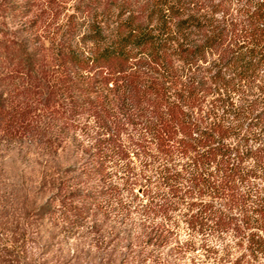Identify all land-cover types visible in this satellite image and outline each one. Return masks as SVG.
Returning a JSON list of instances; mask_svg holds the SVG:
<instances>
[{
	"label": "trees",
	"instance_id": "16d2710c",
	"mask_svg": "<svg viewBox=\"0 0 264 264\" xmlns=\"http://www.w3.org/2000/svg\"><path fill=\"white\" fill-rule=\"evenodd\" d=\"M36 1L0 0V133L33 130L35 113L3 94L15 81L28 96H44L46 106L58 90L67 92L107 128V141L117 126L111 108L137 111L152 147L119 143L106 155L96 142L79 171H103L113 156L131 171L133 152L140 171L153 173L143 177L145 186L157 189L148 203L159 220L147 225L145 244L164 248L176 238L185 204L180 216L189 234H229L264 261V0H77L59 27L51 66L36 41L28 46L4 23L9 16L24 19L25 32L33 28L28 16ZM81 24L87 29L78 38L87 48L73 43ZM79 178L74 186L60 179L55 194L75 220L87 215V201L94 205ZM46 206L31 212L49 214Z\"/></svg>",
	"mask_w": 264,
	"mask_h": 264
},
{
	"label": "rangeland",
	"instance_id": "374dc122",
	"mask_svg": "<svg viewBox=\"0 0 264 264\" xmlns=\"http://www.w3.org/2000/svg\"><path fill=\"white\" fill-rule=\"evenodd\" d=\"M47 2L37 0L32 6L28 17H34L36 25L27 32L22 30L28 26L24 19L7 16L4 23L8 30H16L28 41V46L36 41L33 46L51 66L56 63L59 27H64L77 0ZM86 29V24H81L74 44L89 46L78 38ZM33 37L37 40H31ZM57 85L62 84L57 81ZM23 87L15 81L3 90L4 96L11 99L9 103L27 107L36 117L32 133L15 137L0 133V264H264L245 254L229 234L207 240L199 234H189L180 216L185 204L177 216L180 229L176 238L164 248L145 244L147 225L159 220L149 211L152 203H148L157 189L145 186L143 178L153 175L152 171H140L133 152L131 171H122L116 156L105 162L100 172L86 174L89 172L79 171L78 166L93 153L96 142H101L106 155H111L109 148L119 143L136 151V142L152 147L149 124L137 111L112 107L117 126L112 130V141H107V128L83 108L79 110L67 92L58 90L46 106L44 96H28ZM127 117H131V123L126 122ZM79 177L94 193V205L87 201V207L91 206L87 215L75 220L70 205L64 208L60 195L55 194L60 179L74 186ZM44 204L49 214L31 212Z\"/></svg>",
	"mask_w": 264,
	"mask_h": 264
}]
</instances>
